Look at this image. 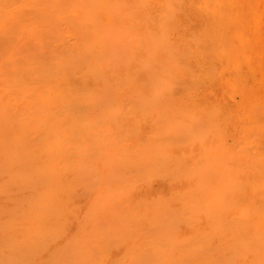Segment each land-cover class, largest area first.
Here are the masks:
<instances>
[{
    "label": "rangeland",
    "instance_id": "1",
    "mask_svg": "<svg viewBox=\"0 0 264 264\" xmlns=\"http://www.w3.org/2000/svg\"><path fill=\"white\" fill-rule=\"evenodd\" d=\"M142 1L0 0V264H264V5L227 40L207 0Z\"/></svg>",
    "mask_w": 264,
    "mask_h": 264
},
{
    "label": "bare ground",
    "instance_id": "2",
    "mask_svg": "<svg viewBox=\"0 0 264 264\" xmlns=\"http://www.w3.org/2000/svg\"><path fill=\"white\" fill-rule=\"evenodd\" d=\"M1 1H2V0H1ZM13 1H14V0H12V2H13ZM140 1H142V0H140ZM166 1H167V0H166ZM168 1H169V0H168ZM180 1H181V0H180ZM182 1H183V0H182ZM207 1L210 2V4L214 7V9L216 8V13H218L219 20H222V18L224 17V16H223L224 14H226V16H228V18H226V19L224 20V22H225L224 29H221L220 32H219V36H221L222 38H225V39H227V40H233V39H236V38L239 39L240 36H243V37H244L245 35H249V34H250V28H249V26H248V22H247V21H248V17L255 15L256 12H259V8H260V6H261V5H264V0H207ZM7 2H9V1H7ZM16 2H17V1H16ZM71 2H72V1H70V3H71ZM174 2H175V0H174ZM177 2H179V1H177ZM5 3H6V1H5ZM39 3H40V2H39ZM41 3H42V2H41ZM49 3H50V2H48V4H49ZM98 3H99V2H98ZM143 3H144V2L142 1V4H143ZM167 3H168V2H167ZM11 4H12V3H11ZM37 4H38V3H37ZM44 4H45V3H44ZM71 4H72V3H71ZM117 4H118V3H117ZM168 4L170 5V3H168ZM168 4H167V5H168ZM177 4H178V3H177ZM180 4H181V3H180ZM12 5H13V4H12ZM41 5H42V4H41ZM104 5H105V4H104ZM28 6H29V5H28ZM31 6H32V5H31ZM34 6H36V5H34ZM34 6H33V7H34ZM39 6H40V5H39ZM44 6H45V5H44ZM148 6H149V5H148ZM207 6H208V5H207ZM2 7H3V6H2ZM26 7H27V6H26ZM29 7H30V6H29ZM224 7L227 9V11H225ZM258 7H259V8H258ZM41 8H42V7H40L39 9H41ZM88 8H89V7H88ZM169 8H170V7H169ZM201 8H202V7H201ZM255 8H256V9H255ZM257 8H258V9H257ZM33 9H34V8H33ZM77 9H78V8H77ZM109 9H112V8L109 7ZM113 9H114V8H113ZM113 9H112V10H113ZM172 9H173V8H172ZM78 10H79V9H78ZM136 10H137V9H136ZM17 11H18V10H17ZM35 11H36V10H35ZM116 11H117V10H116ZM121 11H122V10H121ZM36 12H38V11H36ZM130 12H131V11H130ZM172 12H173V11H172ZM132 13H133V12H132ZM93 14L95 15L94 12H93ZM163 14H164V13H163ZM125 15H126V14H125ZM130 15H131V14H129V17H130ZM123 16H124V15H123ZM161 17H162V16H161ZM10 18H11V16H10ZM122 18H123V17H122ZM13 19H14V18H13ZM145 19H146V18H145ZM156 19H159V18L157 17ZM134 20H135V19H134ZM159 21H160V20H159ZM136 22H137V21H136ZM136 22H135V23H136ZM163 22H164V20H163ZM159 23H160V22H159ZM130 25H131V24H130ZM157 25H158V23H157ZM159 25H160V24H159ZM205 26H206V25H205ZM111 27H113V26L111 25ZM128 27H129V26H128ZM147 27H148V26H147ZM147 27H146V28H147ZM109 28H110V27H109ZM114 28H115V27H114ZM134 28H135V27H134ZM159 28H160V27H159ZM207 28H208V26H207ZM103 30H104V29H103ZM128 30H129V28H128ZM114 31H115V30H114ZM123 31H124V28H123ZM133 31H134V30H133ZM148 31H149V30H148ZM102 33H103V31H102ZM160 33H161V31H160ZM160 33H159V34H160ZM163 33H164V32H163ZM191 34L193 35V33H191ZM104 35H106V32L104 33ZM108 35H109V34H108ZM98 36H99V35H98ZM144 36H145V35H144ZM193 36H194V35H193ZM219 36H218V37H219ZM131 37L133 38V36H131ZM194 37H195V36H194ZM206 37H208V36H206ZM214 38H215V37H214ZM98 39H99V37H98ZM105 39H106V38H105ZM134 39H135V38H134ZM136 39H137V38H136ZM145 39H146V38H145ZM198 39H199V38H198ZM130 40H131V39H130ZM130 40H129V41H130ZM186 40H187V39H186ZM190 40H191V38H190ZM215 40H216V39H215ZM209 41H210V40H209ZM196 42H197V41H196ZM213 43H214V42H213ZM136 44H137V43H136ZM187 44H188V43H187ZM187 44H186V45H187ZM223 44H224V43H223ZM227 44H228V43H227ZM148 45H151V44H148ZM148 45H147V46H148ZM231 45H232V44H231ZM138 47H139V45H138ZM148 47H149V46H148ZM153 47H154V46H153ZM225 47H227V46L225 45ZM230 47H231V46H230ZM242 47H243V46H242ZM129 48H130V47H129ZM139 49H141V48L139 47ZM213 49H217V50H218V48H216V47L213 48ZM226 50H227V49H225V51H226ZM130 51H131V50H130ZM147 51H148V50H147ZM149 51H150V50H149ZM211 51H212V49H211ZM150 53H151V52H150ZM187 53H189V52H187ZM215 54H216V51H215ZM226 54H227V52H223V54H222V59H224V58L227 57ZM154 55H155V54H154ZM149 56H150V55H149ZM151 56H152V55H151ZM151 56H150V57H151ZM103 58H104V57H103ZM98 59H102V58L100 57V58H98ZM100 61H101V60H99V61H98V60H97V61L95 60L96 64H95V65L93 64L94 69H95V66H96L97 68H98V67L101 68L100 65H98ZM102 61H103V60H102ZM148 61H149V60H148ZM151 61H153L152 58H151ZM95 62H94V63H95ZM107 62H108V61H107ZM160 63H161V62H160ZM163 63H164V62H163ZM161 66H163V64H162ZM187 66H188V65H186V67H187ZM205 66H207V67H211L210 65H209V66H208V65H205ZM205 66H204V67H205ZM163 67H164V66H163ZM199 68H200V67H199ZM205 68H206V67H205ZM206 69H207V68H206ZM208 69H209V68H208ZM208 69H207V70H208ZM92 70H93V68H91V72H92ZM96 70H98L99 72L102 73V70L100 71V69H95V71H96ZM126 70H127V69H126ZM165 70H166V69H165ZM199 70H200V69H199ZM215 70H216V69H215ZM53 71H54V70H53ZM84 71H86V69H85ZM88 71H89V69H88ZM93 71H94V70H93ZM105 71H106V70H105ZM190 71H191V70H190ZM51 72H52V71H51ZM51 72H50L49 76L51 75V77L53 76V77L56 78V76H55V75H52ZM54 72H55V71H54ZM82 72H83V71H82ZM89 72H90V71H89ZM99 72H98V74H99ZM87 73H88V72H87ZM92 73H93V72H92ZM92 73H91V74H92ZM95 73H96V72H95ZM163 73H165V72L163 71ZM189 73H191V72H189ZM199 73H200V72H199ZM206 73H207V72H206ZM53 74H54V73H53ZM55 74H57V73H55ZM82 74H83V73H82ZM192 74H193V72H192ZM237 74H239V73H237ZM89 75H90V74H89ZM95 75H96V74H95ZM101 76H102V75H101ZM234 76H236V75H234ZM82 77H83V76H82ZM90 77H91V76H90ZM110 77H111V75H110ZM159 77H160V76H159ZM46 78H49V77H46ZM46 78H45V79H46ZM53 79H54V78H53ZM85 79H86V78H85ZM93 79L95 80V77H93ZM118 79H120V78H118ZM118 79H116V80H118ZM125 79H126V78H125ZM237 79H238V78H237ZM81 80H83V79H81ZM98 80H99V79H98ZM103 80H104V79H103ZM227 80H228V79H227ZM85 81H86V80H85ZM95 81H97V79H96ZM106 81H107V80H106ZM109 81H111V79H110ZM113 81H114V80H113ZM113 81H111V82H112V85H113ZM123 81H124V80H123ZM208 81H210V80L208 79ZM102 82H103V81H102ZM102 82H101V83H102ZM202 82H203V81H202ZM108 83L111 84L110 82H108ZM163 83H165V82L163 81ZM103 84H104V82H103ZM124 84L126 85L127 83L124 82V83H123V86H124ZM158 84H159V83H158ZM161 84H162V83H161ZM102 86H103V85H102ZM123 86H121V88H122ZM161 86H163V85H161ZM166 86H167V85H166ZM166 86H165V87H166ZM103 87L105 88L106 86L104 85ZM103 87H102V88H103ZM194 88H195V87H194ZM95 90H96V89H95ZM95 90H94V93H95ZM188 90H190V92L188 93V94H190L192 90H191V89H188ZM194 91H195V90H194ZM42 92H43V91H42ZM42 92H41V93H42ZM53 92H54V90H53ZM53 92H52V93H53ZM82 92H83V91H82ZM96 92H97V91H96ZM100 92H101V91H100ZM79 93H80V92H79ZM97 93H98V92H97ZM131 93H132V92H131ZM133 93H134V91H133ZM45 94H46V93H45ZM45 94H43V95H45ZM54 94H56V93H54ZM54 94H53V96H55ZM58 94H59V93H58ZM81 94H82V93H81ZM83 94H84V93H83ZM86 94H87V93H86ZM194 94H196V93H194ZM38 95H39V93H38ZM43 95H42V96H43ZM56 95H57V94H56ZM101 95H102V94H101ZM101 95H100V93H99V95H98L97 97H99V96H101ZM23 96H24V95H23ZM25 96H28V95L26 94ZM31 96H32V95H31ZM31 96H29V97L31 98ZM39 96H40V95H39ZM53 96H52V98H53ZM94 96H95V95H94ZM192 96H193V94H192ZM21 97H22V96H21ZM46 97H47V96H46ZM56 97L59 98L58 96H56ZM73 97H77V96L73 95ZM89 97H90V96H89ZM101 97H102V96H101ZM27 98H28V97H27ZM27 98H26L27 102L30 101V100H28ZM32 98H33V96H32ZM36 98L38 99V97H36ZM36 98H35V100H36ZM42 98H43V97H41V100L45 99V98H43V99H42ZM57 98H55V99H57ZM91 98H92V97H91ZM24 99H25V98H24ZM39 99H40V98H39ZM87 99H88V101L90 100L88 97H87ZM99 99H100V98H99ZM41 100H39L40 103H41ZM79 100H80V99H79ZM93 100H94V99H93ZM100 100H101V99H100ZM23 101H24V100H23ZM46 101H47V99H46ZM46 101H45V103H46ZM71 101H72V100H71ZM76 101H77V100H76ZM94 101H95V100H94ZM43 102H44V100H43ZM47 102H48V101H47ZM73 102L75 103V101H73ZM78 102H80V101H77L76 104H78ZM81 102H83V101H81ZM84 102H85V101H84ZM91 102H92V101H91ZM30 103H33V102H30ZM30 103H29V104H30ZM69 103H70V102H69ZM34 104H35V102H34ZM48 104H49V103H48ZM48 104H47V105H48ZM71 104L73 105V103H70V105H71ZM47 105H46L45 108H48ZM64 105H67V103H66V104L63 103V107H64ZM87 105H88V103H87ZM188 105H189V104H188ZM89 106H90V105H89ZM43 107H44V106H43ZM207 107H208V106H207ZM210 107H211V106H210ZM45 108H44V109H45ZM64 108H65V107H64ZM64 108H63V109H64ZM38 109H39V108H38ZM38 109H37V110H38ZM86 109H87V108H86ZM48 110L50 111V108H48ZM195 110H196V109H193V110H191V112L194 113ZM205 110H206V109H205ZM208 110H209V109H208ZM218 110H219V109H218ZM29 111H30V109H29ZM182 111H184V110H182ZM38 112H39V114L42 113V112H40L39 110H38ZM211 112H213V111H211ZM96 113H97V112H96ZM98 113H99V112H98ZM179 113H180V112H179ZM182 113H184V112H182ZM204 113H206V112H204ZM218 113H220V112H218ZM44 114H45V113H44ZM44 114H41V115L43 116ZM208 114H209V113H207V117H208ZM214 114L216 115L217 113H213L212 115H214ZM31 115H32V114H31ZM90 115H91V114H90ZM99 115H100V114H98V116H99ZM209 115H210V114H209ZM98 116H97V117H98ZM195 116H196V115H195ZM217 116H218V114H217ZM97 117H93V119L96 118V119L98 120ZM184 117H186V116H184ZM193 117H194V116H192V120H191V122H193V121L195 122V121H196V123H201V122H199V121H197V120H194ZM197 117H198V116H197ZM214 117H215V116H214ZM226 117H227V116H226ZM208 118H209V117H208ZM27 119H28V118H27ZM73 119H74V118H73ZM76 119H78V118H76ZM199 119H201V116L199 117ZM29 120H30V119H29ZM97 120H96V121H97ZM184 120H185V119H184ZM184 120L182 121V119H181V121L183 122V124H187V123H184ZM73 121H74V120H73ZM96 121H94V122H96ZM201 121H203V120H201ZM30 122H31V121H30ZM55 122H58V121H55ZM55 122H53V123L51 124V126H53V125L55 124ZM77 122H79V119L77 120ZM82 122H83V121H82ZM91 122H92V121H91ZM203 122H205V121H203ZM203 122H202V123H203ZM211 122H213L212 119H211ZM24 123H25V122H24ZM31 123H32V122H31ZM73 123H74V122H73ZM97 123H98V122H97ZM57 124H58V123H57ZM63 124L66 125V123H63ZM80 124H81V120H80V122H79V125H80ZM190 124H192V123H190ZM24 125H25V124H24ZM75 125H76V123H75ZM75 125H74V127H75ZM192 125H195V124L193 123ZM197 125H198V124H197ZM37 126H38V125H37ZM39 126H42V125H40V123H39ZM56 126H58V125H56ZM185 126H186V125H185ZM214 126L217 127V125H216L215 123H214ZM53 127H54V126H53ZM60 127H61V126H60ZM74 127H73V128H74ZM6 128H7V126H6ZM9 128H10V127H9ZM9 128H8V129H9ZM39 128H41V127H39ZM42 128H45V127H42ZM49 128H50V127H49ZM191 128L194 129V127H191ZM206 128H207V130L209 131L208 126H207ZM8 129H6V130H8ZM33 129H34V127H33ZM54 129H55V128H54ZM78 129H79V128H78ZM193 129H191V130H193ZM215 129H216V128H215ZM215 129H214V130H215ZM11 130H12V129H11ZM35 130H37V129L35 128ZM42 130H44V129H42ZM52 130H53V129H52ZM57 130H58V129H57ZM57 130H56V131H57ZM92 130H93V129H92ZM189 130H190V129H189ZM191 130H190V131H191ZM40 131H41V130H40ZM54 131H55V130H54ZM60 131H61V130H60ZM19 132H20V131H19ZM43 132L45 133L46 131L44 130ZM7 133H8V132H7ZM26 133H27V132H26ZM44 133H43V134H44ZM47 133H48V132H47ZM55 133H56V132H55ZM74 133H75V132H74ZM2 134H4V133H2ZM21 134H23V133H20V135H19L20 138H21V136H22ZM48 134H50V133H48ZM14 135H15V134H14ZM14 135L12 136V138H13V137L16 138V135H15V136H14ZM17 135H18V133H17ZM26 135H27V134H26ZM52 135H53V134H52ZM56 135H57V133H56ZM76 135H77V134H76ZM76 135H75V136H76ZM204 135H206V132L202 135V138H201V136H200L201 141L204 139V138H203ZM1 136H2V137H5V136H3V135H0V137H1ZM23 136H24V135H23ZM23 136H22V137H23ZM40 136H41V135H40ZM48 136H49V135H48ZM58 136H60V135H58ZM25 137H26V136H25ZM45 137H47V134L45 135ZM49 137H51V136H49ZM54 137H56V136H52V138H54ZM197 137H198V136H197ZM6 138H7V137H6ZM6 138H5V139H6ZM8 138H10V137H8ZM23 138H24V137H23ZM23 138H22V139H23ZM43 138H44V137H43ZM58 138H59V137H58ZM198 138H199V137H198ZM24 139H25V138H24ZM59 139H60V138H59ZM63 139H64V138H63ZM63 139H62V140H63ZM194 139H195V138H194ZM1 140H2V139H1ZM55 140H57L56 142L59 143V142H58V139L55 138ZM192 140H193V139H192ZM11 141H12V140H11ZM63 141L65 142V141H67V140L64 139ZM68 141H69V140H68ZM190 141H191V140H190ZM209 141H210V140H209ZM43 142H44V140H43ZM48 142H49V141H48ZM50 142H51V141H50ZM56 142H55V143H56ZM3 143H4V142H3ZM55 143L52 142V144H55ZM57 143H56V144H57ZM61 143H62V141L60 142V144H61ZM48 144H49V143H48ZM64 144H65V143H64ZM64 144H61V145H60V148H62L61 146H63V147H66V146H67L66 144H65V146H64ZM67 144H68V143H67ZM222 144H223V143H222ZM35 145H36V144H35ZM37 145H39V144H37ZM40 145H41V144H40ZM57 145H58V144H57ZM32 146H33V145H32ZM44 146H45V145H44ZM46 146H48L47 143H46ZM51 146H52L51 150L54 149V148H53V145H51ZM222 146H224V145H222ZM33 147H34V146H33ZM58 147H59V145H58ZM26 148H27V147H26ZM31 148H32V147H31ZM60 148H58V150H59ZM219 148H222V147H219ZM40 149H42V148H40ZM55 149H56V148H55ZM217 149H218V148H217ZM227 149H228V148H227ZM56 150H57V149H56ZM58 150H57L56 152L58 153V152H60V150H61V153H60V154H62L63 150H62V149H60L59 151H58ZM67 150H68V149H67ZM67 150H66V151H67ZM45 151H46V150H45ZM47 151H48V150H47ZM225 151H226V150H225ZM225 151H224V152H225ZM36 152H38V151H36ZM51 152H52V155H54L53 151H51ZM51 152H50V153H51ZM64 152H65V150H64ZM31 153L34 154V152H31ZM45 153H46V152H45ZM13 154H14V153H13ZM13 154H11V155H13ZM36 154H37V153H36ZM189 154H191V153H189ZM37 155H38V154H37ZM55 155H56V153H55ZM192 155H194V154H192ZM192 155H191V156H192ZM32 156H33V155H32ZM43 156H44V155H43ZM59 156H60V155H59ZM231 156H232V155H231ZM231 156H230V157H231ZM46 157H47V156H46ZM33 158H36V155H34ZM44 159H45V158H44ZM44 159H42V160H44ZM46 159H47V158H46ZM22 160H23V159H22ZM27 160H28V159H27ZM65 160H66V159H64V161H65ZM198 160H201V159H197L196 161H198ZM220 160H221V159H220ZM46 161H47V160H46ZM67 161H68V160H67ZM79 161H80V160H79ZM79 161H78V162H79ZM32 162H33V159H32ZM37 162H38V161H37V158H36V162H35V163H37ZM40 162H41V161H40ZM40 162L38 163L39 165H40ZM61 162H63V161H61ZM61 162H59V163L57 164L58 166L55 165L56 168H58V167H62V166L64 165V163L61 164ZM65 162H66V161H65ZM71 162H72V161H71ZM71 162L69 161V164H70ZM74 162H75V161H74ZM198 162H199V161H198ZM226 162H227V161H226ZM7 163H8V162H7ZM42 163H43V162H42ZM46 163H49V162H46ZM46 163H45L44 166H46ZM66 163H68V162H66ZM66 163H65V164H66ZM200 163H202V162H200ZM27 164H28V163H27ZM43 164H44V163H43ZM43 164L40 165V166H43ZM74 164H75V163H74ZM25 165H26V164H25ZM31 165H32V164H31ZM39 165H38V166H39ZM60 165H62V166H60ZM67 165H68V164H67ZM70 165H72V163H71ZM80 165L82 166V163H80V164L78 163L77 166L79 167ZM27 166H28V165H27ZM40 166H39V167H40ZM48 166H50V165L47 164L46 167H48ZM53 166H54V165H53ZM53 166L51 165L50 168H53ZM55 166H54V167H55ZM75 166H76V165H75ZM77 166H76V167H77ZM81 166H80V167H81ZM198 166H199V165H198V163H197V166H196V167L199 168ZM202 166H203V165H202ZM28 167L31 168L30 165H29ZM76 167H74V168H76ZM205 167H206V166H205ZM225 167H228V166L225 165ZM29 168H28V169H29ZM34 168H35V167H34ZM67 168H68V166H67ZM71 168H72V167H71ZM74 168H73V169H74ZM209 168L211 169V167H209ZM209 168H208V169H209ZM214 168H215V167H214ZM24 169H25V168H24ZM69 169H70V168H68V172H71V171H69ZM204 169H205V168H204ZM204 169H202V170H204ZM208 169H206V170L208 171ZM31 170H32V168H31ZM37 170L39 171L40 168H39V169L36 168V170L33 169V171H36V172H37ZM46 170H47V169H46ZM46 170H45V171H46ZM57 170H58V169H57ZM60 170H62V169H60ZM63 170H64V169H63ZM63 170H62L61 172H63ZM70 170H71V169H70ZM147 170H148V169H147ZM213 170H214V169H213ZM27 171H28V170H27ZM33 171H32V172H33ZM47 171H48V170H47ZM28 172H29V171H28ZM36 172H35V173H36ZM50 172H52V171H50ZM54 172H57V171L55 170V168H54L53 173H54ZM66 172H67V171H66ZM68 172H67V173H68ZM148 172H149V175H147ZM148 172H147V174H144V178L147 177V179H146V180H147V183L150 181V178H153V176H151L152 174L155 175V178H157V177H160V178H161V176H163V175H161V176H160V175H159V176H156V175L159 174V172H160V171L158 172L157 170H155L156 174H155L153 171H152V172L148 171ZM162 172H163V171H162ZM215 172H216V171H215ZM233 172H234V171H232L231 173H233ZM235 172H236V171H235ZM38 173H39V172H37V174H38ZM43 173H45V172H43ZM28 174H29V173H28ZM30 174H32V173H30ZM30 174H29V175H30ZM37 174H34V175L32 174V176H35V175H37ZM48 174H49V173H48ZM48 174H46V177H48ZM63 174H64V173L61 174V176H62L61 180H62L63 182H67V181H68L67 184H70V183L73 181V185L76 184V183H74V182H75V180H77V179H74V180H72L71 182H69V181H70L69 179H72V178H68L67 180H65V179H64L65 176H64ZM44 175H45V174H44ZM44 175H43V177H44ZM55 175H56V174H55ZM55 175H54V176H55ZM145 175H147V176H145ZM192 175H193V174H192ZM194 175H195V174H194ZM194 175H193V176H194ZM219 175H220V174H217V176H219ZM39 176H42V174H39ZM68 176H69V175H68ZM150 176H151V177H150ZM217 176H216V177H217ZM220 176H222V175H220ZM226 176H227V175H226ZM49 177H50V176H49ZM94 177H95V176H94ZM163 177H164V176H163ZM30 178H31V177H30ZM32 178H33V177H32ZM34 178H35V177H34ZM39 178H40V177H39ZM66 178H67V177H66ZM218 178H220V177H218ZM222 178H223V177H222ZM222 178H221V179H222ZM37 179H38V178H37ZM44 179H45V178H44ZM46 179H47V178H46ZM46 179H45V180H46ZM49 179H51V178H49ZM53 179H54V177H53ZM23 180H24V179H23ZM29 180H30V179H28V181H29ZM33 180H35V179H33ZM47 180H48V179H47ZM54 180H55V182H56L55 184L57 185V182H59V181L57 180V178L54 179ZM56 180H57V181H56ZM61 180H60V181H61ZM148 180H149V181H148ZM176 180H177V179H176ZM247 180H248V179H247ZM38 181H39V180H38ZM38 181H36V182H38ZM49 181H50V180H49ZM45 182H46V181H45ZM207 182H208V181H207ZM224 182H225V181H224ZM252 182L254 183L255 181H252ZM252 182H251V183H252ZM77 183H78V181H77ZM136 183H139V182H136ZM170 183H171V182H170ZM230 183H232V182H230ZM19 184H20V183H19ZM53 184H54V183H53ZM67 184H66V183L64 184L65 188L69 186V185L67 186ZM171 184H172V183H171ZM225 184H227V183L225 182ZM25 185L27 186V183H26ZM56 185H55V186H56ZM71 185H72V183H71ZM73 185H72V186H73ZM218 185H219V184H218ZM222 185H223V184H222ZM252 185H253V184H252ZM55 186H53V188H54ZM80 186H81V185H80ZM145 186H146V185H145ZM202 186H203V185H202ZM202 186L200 187L201 189H202ZM225 186H227V185H225ZM225 186H224V187H225ZM57 187L60 188L61 186H58V185H57V186H56V190L58 189ZM77 187H78V186H77ZM210 187H211V186H210ZM238 187H239V186H237V189L239 190ZM132 188H133V187H132ZM229 188H230V186H229ZM74 189H75V188H74ZM145 189H147V187H146ZM213 189H214V188H213ZM222 189H223V187H222ZM232 189L235 190L234 188H232ZM59 190H60V189H58V192H59ZM67 190H68V189H67ZM75 190H76V189H75ZM92 190H93V189H91V191H92ZM202 190H203V189H202ZM227 190H228V189H227ZM233 190H232V191H233ZM242 190H243V189H242ZM242 190H241V191H242ZM43 191H46V190H43ZM88 191H89V190H88ZM88 191H87V192H88ZM91 191H89V192H91ZM203 191H204V190H203ZM60 192H61V191H60ZM60 192H59V193H60ZM69 192H70V191H69ZM89 192L85 195V197L88 196V194L90 195ZM111 192H112V194H113V191H112V190H111ZM214 192H215V191H214ZM222 192H223V191H222ZM239 192H240V191H239ZM243 192H244V191H243ZM48 193H49V192H48ZM67 193H68V192H67ZM204 193H205V192H204ZM210 193H211V192H210ZM263 193H264V192H263ZM100 194H101V192H100ZM106 194H107V196L109 195L110 198H113V197L110 196L111 193H110V194H109V193H106ZM224 194H225V193H224ZM226 194H227V193H226ZM261 194H262V193H261ZM202 195H203V194H202ZM211 195H212V194H211ZM82 196H83V195H82ZM213 196H214V195H213ZM61 197H62V195H61ZM66 197H67V196H66ZM66 197H65V198H66ZM70 197H71V195H70ZM102 197H103V194H101V201H100V203H102V202L105 200V199L102 198ZM109 197L107 198V201H109V199H110ZM199 197H200V194L198 195V198H199ZM205 197H206V194H205ZM72 198H73V196H72ZM72 198H71V199H72ZM94 198H96V197H94ZM215 198H216V197H215ZM60 199H61V198H60ZM196 199H197V198H196ZM219 199H220V198H219ZM43 200H45V199H43ZM43 200H42V201H43ZM46 200H48V199H46ZM46 200H45V201H46ZM50 200H51V199H50ZM50 200H49V201H50ZM56 200H58V199H56ZM65 200H66V199H65ZM210 200H211V199H210ZM215 200L218 201V198L215 199ZM254 201H255V200H254ZM50 202H51V201H50ZM58 202H59V200H58ZM218 202H220V201H218ZM223 202H224V200H223ZM70 203H71V202H70ZM72 203H73V201H72ZM90 203H91V202H89L88 205H91ZM52 204H53V203H52ZM55 204H56V203H55ZM58 204H59V203H58ZM194 204H195V203H194ZM194 204H193V205H194ZM217 204H219V203H217ZM59 205H60V207L62 206V204H59ZM67 205H68V204H67ZM221 205H222V204H221ZM255 205H256V204H255ZM255 205H254V207H255ZM74 206H75V205H73V207H74ZM92 206H93V205H92ZM226 206H229V204L226 205ZM60 207H58V208H60ZM197 207H198V206H197ZM208 207H210V205H208V206L206 207V210L208 209ZM52 208H53V207H52ZM56 208H57V207H56ZM93 208H94V210H93ZM222 208H223V207H222ZM224 208H225V207H224ZM224 208H223V209H224ZM256 208H257V206H256ZM54 209H55V208H54ZM63 209H64V208H63ZM63 209H58V210H59V211H60V210L62 211ZM68 209H70V208H68ZM95 209H96V208H95L94 206H93L92 208H89V210H92V211H94V212L96 213V210H95ZM227 209H228V207H227ZM248 209H249V208H248ZM71 210H73V208H72ZM71 210H69V211L67 210V212H71ZM87 210H88V209H87ZM133 210L135 211L134 208H133ZM133 210H132V211H133ZM249 210H250V209H249ZM61 211H60L59 214L62 213ZM207 211H211V212H210V213H212L211 215H212L213 217H215V218H214L215 221L213 220V221H214V225H217V226H218V228H217V226H215V230H216V231H220L219 229H221L222 227H220V226H221V225L219 224L220 222H218V220H217V218H216L217 215L215 216L214 213L212 212L213 210H211V209H208ZM243 211H244V208H243ZM123 212L127 214L128 211L125 210V211H123ZM129 212H131V211H129ZM129 212H128V213H129ZM216 212H217V211H216ZM244 212H245V211H244ZM253 212H258V211H253ZM116 213H117V212H116ZM190 213H191V211H190ZM210 213H209V214H210ZM258 213H259V212H258ZM59 214H58V216H59ZM69 214H70V213H69ZM126 214H124L125 217H122V219H123V218L130 219V218H129V217H130L129 214H131V213H129V214H127V215H126ZM187 214H189V213H187ZM200 214H201V213H200ZM215 214H218V213H215ZM228 214H229V213H228ZM241 214H242V213H241ZM245 214H246V213H245ZM67 215H68V214H67ZM116 215H118V214H116ZM116 215L114 216L115 218L117 217ZM85 216H86V215H85ZM126 216H128V217H126ZM136 216L139 217L138 214H137ZM209 216H210V215H209ZM247 216H248V215H247ZM247 216H246V217H247ZM263 216H264V215H263ZM70 217H71V216H70ZM77 217H78V215H77ZM91 217H92V216H90L89 218H91ZM118 217H121V216L118 215ZM74 218H76V217H74ZM176 218H177V217H176ZM188 218H189V217H188ZM208 218H209V217H208ZM62 219H63V217H62ZM119 219H120V218H119ZM197 219H198V218H197ZM211 219H212V218H211ZM117 220H118V218H117ZM124 220H125V219H124ZM124 220H123V221H124ZM134 220H135V219L132 218V221H133V222H135ZM176 220H177V219H176ZM176 220H175V221H176ZM178 220H179V219H178ZM194 220H196V219H194ZM83 221H84V220H83ZM83 221H82V222H83ZM125 221H126V223H122V222H121V223H122L123 225H124V224L127 225V220H125ZM133 222H132V223H133ZM138 222H139V221H138ZM193 222H194V221H192V222H190V223H188V224H189V225H192ZM217 222H218V224H219L220 226L217 224ZM230 222H231V221H230ZM230 222L226 223V224L229 225V226L224 225V224L221 223L222 225H224L223 228H222V230L224 229L225 226H226V228L228 227V229H229L230 226H231V227L234 226V225L236 226V224H237V223H236V224L233 225V222H234V221H233V222L231 223V225H230ZM237 222H238V221H237ZM70 223H71V222H70ZM78 223H80V222H78ZM78 223H77V224H78ZM121 223H120V224H121ZM195 223H196V222H195ZM215 223H216V224H215ZM68 224H69V223H68ZM77 224H76V226H77ZM81 224H83V223H81ZM81 224H80V225H81ZM135 224H138V223H134L133 225H135ZM64 225H65V224H64ZM78 225H79V224H78ZM80 225H79V226H80ZM237 225H238V224H237ZM79 226L77 227V229H79ZM127 226L129 227V224H128ZM130 227L132 228V225H131ZM213 227H214V226H213ZM65 228H66V226H65ZM65 228H64V229H65ZM81 228H82V227H81ZM131 228H130V229H131ZM75 229H76V227H75ZM75 229H74V230H75ZM169 229H170V228H169ZM172 229H173V227H172ZM172 229H171V231H174V230H172ZM228 229H227V230H228ZM67 230H68V229H67ZM74 230H73V231H74ZM111 230H112V229H111ZM111 230H110V231H111ZM127 230H128V229H127ZM222 230H221V231H222ZM68 231H69V230H68ZM130 231H131V230H130ZM235 231H236V230H235ZM65 232H66V231H65ZM77 232H78V230L75 231V233H77ZM80 232H81V231H80ZM203 232H206V231H203ZM66 233H67V232H66ZM66 233L64 234V236L66 235ZM75 233H73V234H75ZM81 233H82V232H81ZM263 233H264V232H263ZM57 234H58V235H57V236H58L57 239H58V238L60 239V236H62V234L60 235L59 232H57ZM71 234H72V233H71ZM109 234H110V233H109ZM197 234H198V233H197ZM212 234H213V233H212ZM214 234H215V233H214ZM225 234H226V233H225ZM225 234H224V235H225ZM80 235H81V234H80ZM80 235H79V236H80ZM204 235H205V234H204ZM204 235H203V236H204ZM209 235H210V234H209ZM221 235H223V234H221ZM70 236L73 237L74 235H70ZM210 236H211V235H210ZM232 236H233V235H232ZM75 237H76V236H75ZM144 237H145V236H144ZM195 237L198 238V241L201 240V238H199L198 235L195 236ZM211 237H213V235H212ZM215 237H216V235H215ZM73 238H74V237H73ZM197 238H196V239H197ZM59 239H58V240H59ZM166 239H167V238H166ZM185 239H186V238H185ZM203 239H204V240H202V241L205 242L206 235L204 236ZM243 239H245V238H243ZM59 241H61V240H59ZM184 241H185V240H184ZM193 241H194V240H193ZM212 241H213V240H212ZM65 242H67V241H65ZM65 242H64V243H65ZM68 243H69V242H68ZM177 243H178V242H177ZM181 244H182V243H181ZM181 244H180V245H181ZM190 244H191V245H190ZM190 244H189L190 246H197L196 243H193V244L190 243ZM194 244H195V245H194ZM209 244H210V243H209ZM63 245H64V244H63ZM70 245H71V244H70ZM143 245H146V243H144ZM185 245H186V244H185ZM227 245H228V244H227ZM242 245H243V244H242V242H241L240 247H242V249H243V251H244V250H245V249L243 248L244 245H243V246H242ZM58 246H60V245H58ZM146 246H147V245H146ZM146 246H145V247H146ZM200 246H201V244L199 243V247H200ZM203 246H204V244H203L201 247H203ZM245 246H246V244H245ZM245 246H244V247H245ZM70 247H71V246H70ZM99 247H100V246H99ZM103 247H104V246H103ZM228 247H229V246H228ZM58 248H59V247H57V249H58ZM62 248H63V247H62ZM104 248H106V247H104ZM138 248H139V246H138ZM175 248H176V247H175ZM66 249H67V248H66ZM140 249H142V245H140ZM143 249H144V248H143ZM228 249H229V248H228ZM71 250H72V247H71ZM93 250L98 254V252H97L95 249H93ZM103 250H104V249H103ZM133 250H134V249H133ZM203 250H204V249H203ZM251 250H252V249L250 248V251H251ZM139 251H140V250H139ZM205 251H206V250H205ZM225 251H227V250H225ZM95 252H94V253H95ZM134 252H135V251H134ZM136 252H137V251H136ZM163 252H164V251H163ZM239 252L241 253L242 251H239ZM248 252H249V251H248ZM251 252H253V251H251ZM66 253H67V252H66ZM76 253H77V252H76ZM94 253H93V254H94ZM96 253H95V254H96ZM145 253H146V255H145ZM148 253H149L148 251H147V252H144V255H143V256H140V255H139V257H142V258L144 259L145 256L148 255ZM165 253L168 254L167 251H165ZM165 253H164V254H165ZM237 253H238V252H237ZM242 253H244V252H242ZM105 254H107V253H105ZM137 254H138V253H134V255L138 256ZM258 254H260V253H258ZM258 254H256L255 256H259ZM52 255H53V254H52ZM54 255H55L54 258H56L57 255H56V254H54ZM98 255H100V254H98ZM98 255H96V256L99 257ZM101 255H102V254H101ZM101 255H100V256H101ZM168 255H170V254H168ZM190 255H191V254H190ZM107 256H108V255H107ZM148 256H149V255H148ZM148 256H147V258H148ZM151 256H152V255H151ZM151 256H150V257H151ZM94 257H95V255H94ZM119 257H120V256H119ZM119 257H118V258H119ZM131 257H132V256H131ZM203 257H204V256H203ZM224 257H225V256H224ZM72 258H75V256H73ZM105 258H106V257H105ZM118 258H117V259H118ZM122 258H123V257H122ZM147 258H146V259H147ZM152 258H153V257H152ZM152 258H150V259L148 258V259L151 261V263H152V262H156V261H153ZM165 258H166V257H165ZM219 258H221V261H222V262H220L221 264H227V263H224V260H222L223 257H218V259H219ZM226 258H227V255H226L225 259H226ZM228 258H229V257H228ZM234 258H235V257H234ZM239 258H240V257L238 256V259H239ZM47 259H48V258H47ZM130 259H131V258H130ZM143 259H142V260H143ZM146 259H144L143 261H145ZM185 259H186V258H185ZM45 260H46V259H45ZM65 260H66V259H65ZM96 260H97V258H96ZM98 260H99V259H98ZM121 260H122V259H121ZM136 260H137V261H136ZM219 260H220V259H219ZM219 260H217V262H219ZM227 260H228V259H226V261H227ZM58 261H59V260H58ZM114 261H115V260H114ZM118 261H119V260H118ZM118 261L114 262V264H115V263L117 264ZM143 261H139V258H138V259L135 258V262H137V264H138L139 262H140V264H144ZM189 261H190V260H189ZM198 261H199V260H198ZM231 261H232V260H231ZM231 261H230V262H231ZM234 261H235V260H234ZM111 262H112V261H111ZM111 262H110V263H111ZM227 262H228V261H227ZM235 262H236V261H235ZM98 263H99V262H98ZM146 263H148L147 260H146ZM146 263H145V264H146ZM164 263H165V262H164ZM133 264H135V263H133ZM148 264H150V263H148ZM154 264H155V263H154ZM165 264H166V263H165ZM201 264H203V263H201ZM229 264H230V263H229ZM234 264H235V263H234Z\"/></svg>",
    "mask_w": 264,
    "mask_h": 264
}]
</instances>
